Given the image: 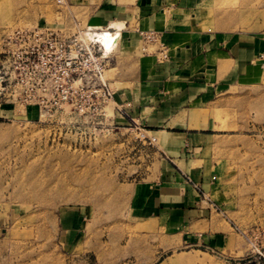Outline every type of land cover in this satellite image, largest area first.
I'll list each match as a JSON object with an SVG mask.
<instances>
[{"label": "rangeland", "instance_id": "1", "mask_svg": "<svg viewBox=\"0 0 264 264\" xmlns=\"http://www.w3.org/2000/svg\"><path fill=\"white\" fill-rule=\"evenodd\" d=\"M98 3L0 0V46L19 26L69 34L97 26ZM243 23L264 28V0H208L188 26L191 36L205 38L212 30L220 39ZM163 28L158 21L139 29L132 49L119 39L106 72L115 101L105 112H75L92 98L70 90L72 100H62L53 94L61 83L49 82L34 102L0 104V264H122L121 248L140 244L136 236H170V251L156 264H264V76L248 85L211 86L170 123L195 134L182 157H171L214 211L194 232L230 236L229 252L222 251L237 261L210 246H180L178 226L139 218L141 199L171 154L164 133L139 116L132 121L117 95L143 91L154 64L169 59ZM62 89H68L64 82Z\"/></svg>", "mask_w": 264, "mask_h": 264}, {"label": "crops", "instance_id": "2", "mask_svg": "<svg viewBox=\"0 0 264 264\" xmlns=\"http://www.w3.org/2000/svg\"><path fill=\"white\" fill-rule=\"evenodd\" d=\"M207 1L99 0L94 25L107 27L112 21L122 22L120 39L126 48L132 49L139 29L156 28L161 21V31L169 45V59L154 64L143 91L137 87L117 95L131 113L127 115L132 121L139 116L145 126L159 128L151 131L164 133V144L171 154L165 160L161 178L142 197L137 209L139 218L154 220L161 228L176 225L183 230V236H175L180 246H210L223 258L236 262L239 256L229 257L222 251L229 252L230 236H202L194 232L195 227L214 218V211L197 183L188 179L171 157H182V148L195 134L186 130L185 125L170 123L186 106L209 93L211 86L248 85L263 78L264 28L243 23L225 38L214 37L212 30L205 38L191 36L188 24L195 18V10ZM128 117H124V124H130ZM133 238L124 240L130 242ZM135 240L141 243L122 246V264H156L170 251V236H136ZM162 263L163 260L159 264Z\"/></svg>", "mask_w": 264, "mask_h": 264}, {"label": "built area", "instance_id": "3", "mask_svg": "<svg viewBox=\"0 0 264 264\" xmlns=\"http://www.w3.org/2000/svg\"><path fill=\"white\" fill-rule=\"evenodd\" d=\"M105 29L113 36L110 50L101 35ZM145 35L151 39L154 32ZM119 39L118 29L110 26L78 28L70 34L42 25L14 28L4 36L0 46V104L34 102L48 82L55 86L61 83L62 88L64 82L66 91L59 86L53 91L62 100H72V93L92 98L88 107L77 106L75 112H105V105L115 101L106 72L108 58ZM89 81L96 83L87 84Z\"/></svg>", "mask_w": 264, "mask_h": 264}, {"label": "bare ground", "instance_id": "4", "mask_svg": "<svg viewBox=\"0 0 264 264\" xmlns=\"http://www.w3.org/2000/svg\"><path fill=\"white\" fill-rule=\"evenodd\" d=\"M111 23V25H112V27H113V25H121L122 23H120V22H117V21H112V22H110ZM119 30L120 29H118V32H119ZM101 35H102V37H104V39H103V43H104V45L106 46V48L107 49H111L112 48V38H113V36L112 35H109V31L108 30H103L102 32H101ZM30 183V182H29Z\"/></svg>", "mask_w": 264, "mask_h": 264}]
</instances>
